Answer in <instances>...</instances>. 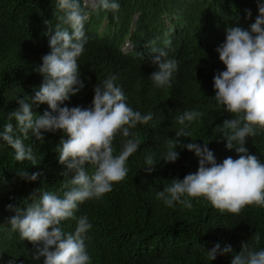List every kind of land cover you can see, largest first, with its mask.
<instances>
[{"label": "trees", "instance_id": "obj_1", "mask_svg": "<svg viewBox=\"0 0 264 264\" xmlns=\"http://www.w3.org/2000/svg\"><path fill=\"white\" fill-rule=\"evenodd\" d=\"M117 2L119 10L112 12L98 11V5L89 9L80 0L89 14L84 28L87 42L78 59L85 86L61 107H89L94 85L115 76L128 106L142 115L151 113L153 118L131 130L129 138L138 139L140 147L126 162L125 179L113 184L103 197L79 204L74 213L77 218L87 216L92 225L86 240L90 264H231L245 242L257 251L264 250V206L245 207L239 215H232L220 213L203 198H193L191 209L180 203L167 207L156 198L172 180L182 181L198 170L195 154L179 146L174 163L162 160L169 139L182 127L177 117L185 111L203 115L190 124L185 122L191 136L182 137V145L208 143L217 163L227 157L239 158L220 140L219 127L234 117L214 100L213 77L225 70L215 50L224 43L226 29L250 30L264 0ZM247 10L251 16L246 18ZM59 15L56 0H0V132L9 123V113L19 108L17 100L32 98L39 90L43 76L35 69L50 51L49 39ZM165 39L171 40L166 48ZM127 43L131 49L125 52ZM151 47L164 48L167 58L178 62L170 87L157 88L149 78L157 70L151 63ZM48 110L46 104L32 106L37 117ZM11 122L13 134L23 138L15 121ZM42 134L43 141H36L31 132L24 139L36 155L35 165L17 162L14 151L0 140V264H43V258L33 259V245L11 230L8 222L15 213L7 205L26 207L32 202L26 200L30 194L40 190L62 198L71 188L69 180L75 173L60 175L65 169L57 152L61 139L68 137L60 130ZM124 139L117 134L114 155L122 149ZM244 146L249 155L264 163V132L246 138ZM147 157L153 165L146 163ZM85 168L89 175L95 171L93 165ZM23 170L40 175L29 182L19 176ZM76 225V219H69L60 226L65 233H73ZM255 234L260 236L258 243L252 239ZM216 243L221 249L229 245L231 252L210 261L206 251Z\"/></svg>", "mask_w": 264, "mask_h": 264}, {"label": "clouds", "instance_id": "obj_2", "mask_svg": "<svg viewBox=\"0 0 264 264\" xmlns=\"http://www.w3.org/2000/svg\"><path fill=\"white\" fill-rule=\"evenodd\" d=\"M119 7L117 0H98L97 10L116 12ZM56 10L62 15L57 17L59 22L49 39L50 51L35 69L43 76V82L34 97L17 100L19 108L9 113V123L0 132V140L14 151L17 162L30 161L35 165L37 158L33 148L24 143L28 133L31 132L36 141H43L42 133L60 130L68 137L61 139L57 146L59 164L65 169L60 175H75L69 180L70 190L64 191L62 198L40 190L39 194H30L26 200L32 202L26 207L7 205V209L15 213L8 223L22 241L33 245V259L43 258V264H90L86 240L92 225L87 216L77 218L74 213L79 204L103 197L112 191L113 184L125 179L126 162L140 147L138 139L129 138L133 136L131 130L138 124L146 125L153 117L151 113L142 115L128 106L127 97L115 84V76L94 85L89 107H61L85 86L78 59L87 42L84 28L89 14L81 7L80 0H56ZM250 16L251 11L247 10L246 18ZM170 44V39L164 40L165 48ZM150 50L151 63L157 70L149 78L157 88L170 87L178 62L168 59L164 48L151 47ZM215 51L225 70L213 77L214 100L234 117L224 120L219 127L220 140L227 150L234 149L239 158L227 157L217 163L208 143L201 146L192 141L182 145L180 139L191 136L185 122L190 124L203 115L185 111L177 117L182 127L174 139H169L162 160L174 163L179 158L176 150L179 146L195 154L198 170L182 181L172 180L170 186L156 193V198L167 207L180 203L188 209L193 207V198H203L220 213L239 215L245 207L264 206V163L249 155L244 146L246 138L264 132V4L258 5V15L250 30L226 29L225 41ZM41 104H46L49 110L37 117L32 106ZM13 120L23 138L13 134ZM117 134L127 139L114 155L113 142ZM146 163L153 165L152 158L147 157ZM86 164L95 167L91 175L86 171ZM39 175V172L29 174L23 170L19 176L33 182ZM69 219L77 220L73 233H65L60 226L62 221ZM252 239L258 243L260 236L255 234ZM229 252V245L221 249L216 243L206 254L212 261ZM231 264H264V250L257 251L245 242Z\"/></svg>", "mask_w": 264, "mask_h": 264}, {"label": "rangeland", "instance_id": "obj_3", "mask_svg": "<svg viewBox=\"0 0 264 264\" xmlns=\"http://www.w3.org/2000/svg\"><path fill=\"white\" fill-rule=\"evenodd\" d=\"M84 4L89 9H95L96 5H98V0H84ZM131 49V45L127 43L124 46L125 52H128Z\"/></svg>", "mask_w": 264, "mask_h": 264}]
</instances>
